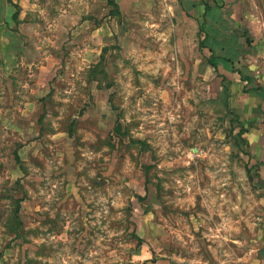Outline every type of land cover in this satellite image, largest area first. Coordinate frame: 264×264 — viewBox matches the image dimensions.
I'll list each match as a JSON object with an SVG mask.
<instances>
[{"label": "rangeland", "instance_id": "374dc122", "mask_svg": "<svg viewBox=\"0 0 264 264\" xmlns=\"http://www.w3.org/2000/svg\"><path fill=\"white\" fill-rule=\"evenodd\" d=\"M116 3L0 0V264H264L262 115L187 3Z\"/></svg>", "mask_w": 264, "mask_h": 264}, {"label": "crops", "instance_id": "0c3cea01", "mask_svg": "<svg viewBox=\"0 0 264 264\" xmlns=\"http://www.w3.org/2000/svg\"><path fill=\"white\" fill-rule=\"evenodd\" d=\"M180 1L190 6L188 13L198 22L203 31V43L211 49L215 56L217 66L216 68L211 66L214 72L217 73L219 71L231 81L229 91L230 106L240 107L241 110L238 109L239 111L236 112H244L252 117L260 113L263 121L264 15L251 14L241 16L238 15L235 4L231 3L222 6L218 4V0ZM242 23L246 26L248 35L252 39L250 42L246 41L244 33L239 32V27ZM242 64L244 67H241ZM241 75H244L245 78L242 79ZM253 82H258L260 86H256V88L251 86L254 89L246 93L241 92L244 87L248 88L247 83L251 85ZM236 97L243 100L244 107L234 104L233 99ZM252 117L250 118L252 119ZM260 124L262 127L260 138L251 131L254 129L253 125L252 127L248 126L247 137L251 147L256 148L257 151L260 149L261 189L264 195V124L262 122ZM263 195L262 202L264 203Z\"/></svg>", "mask_w": 264, "mask_h": 264}, {"label": "trees", "instance_id": "16d2710c", "mask_svg": "<svg viewBox=\"0 0 264 264\" xmlns=\"http://www.w3.org/2000/svg\"><path fill=\"white\" fill-rule=\"evenodd\" d=\"M8 1H9V0H8ZM108 3L112 4V5H113V8L116 10L117 3H116L115 0H108ZM116 12H118V11H116ZM246 41H247V42H250V39L246 38ZM199 46H200L201 48H207V49L209 50V55H208V57H207V62H208L212 67L216 68L217 65H216V62H215V56L213 55V52L211 51V49H209V48L203 43V41L199 42ZM241 76H242V79L245 78L244 75H241ZM17 158H18V157H17ZM18 160H19V158H18Z\"/></svg>", "mask_w": 264, "mask_h": 264}]
</instances>
